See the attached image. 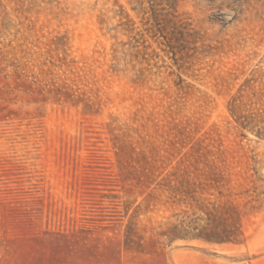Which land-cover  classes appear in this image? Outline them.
<instances>
[{
	"label": "rangeland",
	"instance_id": "374dc122",
	"mask_svg": "<svg viewBox=\"0 0 264 264\" xmlns=\"http://www.w3.org/2000/svg\"><path fill=\"white\" fill-rule=\"evenodd\" d=\"M263 129L264 0H0V264H264Z\"/></svg>",
	"mask_w": 264,
	"mask_h": 264
},
{
	"label": "trees",
	"instance_id": "16d2710c",
	"mask_svg": "<svg viewBox=\"0 0 264 264\" xmlns=\"http://www.w3.org/2000/svg\"><path fill=\"white\" fill-rule=\"evenodd\" d=\"M232 114L235 115V121L241 126L246 127L253 121L252 119H248V117H251V115L244 116V115H238L237 111L235 112V109H232ZM248 119V120H247ZM264 129L263 130H257V136L260 138H264ZM235 213L236 210H235ZM231 223L228 226V229L224 231V234H220L219 232H209L207 234L198 235L197 238L204 239L206 241L210 242H236L238 239V235H241V231L239 228V224H237V219H235V215H231Z\"/></svg>",
	"mask_w": 264,
	"mask_h": 264
}]
</instances>
